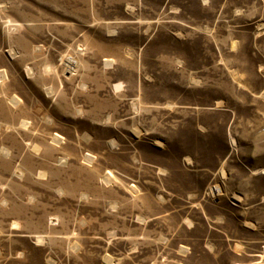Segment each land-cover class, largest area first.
<instances>
[{"label":"rangeland","instance_id":"374dc122","mask_svg":"<svg viewBox=\"0 0 264 264\" xmlns=\"http://www.w3.org/2000/svg\"><path fill=\"white\" fill-rule=\"evenodd\" d=\"M3 67L0 264H264V0H0Z\"/></svg>","mask_w":264,"mask_h":264},{"label":"bare ground","instance_id":"6f19581e","mask_svg":"<svg viewBox=\"0 0 264 264\" xmlns=\"http://www.w3.org/2000/svg\"><path fill=\"white\" fill-rule=\"evenodd\" d=\"M6 29L9 30V27H6ZM37 51L38 50L34 49V53L37 52ZM71 57H65V56L62 55V58H61L62 61H64V62L67 61L68 62L66 70L70 73V75L74 72V69H75L74 66L72 67V65L74 64V62L77 65V62L79 61V60L76 61L74 58H71ZM51 69H53L51 67V65H46L45 66V73H49V71ZM9 76H10L9 75V70L7 68H5V67L0 68V82H4L5 80L9 79ZM12 80H13L14 84L17 83V80H16V78L14 76L12 77ZM81 88L82 89L86 88L85 87V83H83L81 85ZM54 91H55V89H54L53 86H50L48 88L49 95H50L51 92H54ZM0 94L2 95V92ZM6 100L11 102V104L13 105V108H10L9 106H5V101ZM21 102H22V99L18 95L15 94V95H13L11 97V96H7L6 93L5 94L3 93L2 98L0 99V115L1 116H9V117H12L14 119L17 116L16 108L19 107ZM78 111L81 112L82 110L79 109ZM42 119L45 120V115H42ZM18 121L19 122H14L13 124H9L7 122L0 121V132H3V130H6V131L16 130V131H18V133L21 136L22 141L24 142V146L22 147V149L20 147L17 148V149H19L18 150L19 153L20 152L21 153L25 152V150H27V149H29L35 155H40V154L45 153V141L43 143L31 142L30 140L24 139L22 133L20 132V129H22V130H26V131H29V132L36 133L34 130H32V125H31L32 121L28 120L25 117L19 118ZM48 122H53V121L51 119H48ZM135 131H137V133L140 132L137 129ZM7 138H8V136H7ZM51 138H52L53 142H55V143H60L64 139V137L61 134H59V133L52 134ZM13 153H14V149L11 148V147H6V146H1L0 147V154L1 155H5V156L10 157V156L13 155ZM14 173L18 177H23L24 176V170L20 167V165L16 167V169L14 170ZM108 179H110V177H108ZM216 187H217L216 189L218 190V192H221L222 189L219 186H216ZM42 237H44V236H42Z\"/></svg>","mask_w":264,"mask_h":264}]
</instances>
